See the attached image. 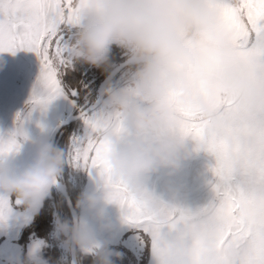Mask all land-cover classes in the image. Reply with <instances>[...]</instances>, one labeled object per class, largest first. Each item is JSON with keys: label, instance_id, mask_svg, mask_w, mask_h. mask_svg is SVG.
<instances>
[{"label": "clouds", "instance_id": "obj_1", "mask_svg": "<svg viewBox=\"0 0 264 264\" xmlns=\"http://www.w3.org/2000/svg\"><path fill=\"white\" fill-rule=\"evenodd\" d=\"M72 56L96 67H108L113 46L127 56L130 75L123 88L110 81L101 91L106 115L93 133L106 146L112 178L133 193L146 192L150 176L175 172L189 158L187 137L179 131V108L216 127L222 121L220 101L234 97L257 107L264 103L262 75L241 56L218 0H79ZM64 152L46 139L24 151L0 155V193L14 196L35 213L62 173ZM103 195L82 192L79 215L57 229L66 245L94 256V264H114L120 253L97 244L90 221L110 230ZM149 206L162 213L167 206L149 196ZM123 217L127 210L120 207ZM160 219H164L161 215ZM234 253L220 246L214 234L198 246L175 234L163 237L156 264H228ZM25 264H47L31 256Z\"/></svg>", "mask_w": 264, "mask_h": 264}, {"label": "snow or ice", "instance_id": "obj_2", "mask_svg": "<svg viewBox=\"0 0 264 264\" xmlns=\"http://www.w3.org/2000/svg\"><path fill=\"white\" fill-rule=\"evenodd\" d=\"M241 56L261 73L264 89V0H218ZM79 0H0V52L32 51L41 62L43 94L30 103L45 106L63 91L57 78L65 63L63 30L79 22ZM222 121L216 126L179 108L182 136L196 141L197 150L214 157L213 200L192 211L149 206L146 192L133 193L115 181L106 161V146L93 129L98 118L82 113L86 135L73 141L71 160L95 174L110 189V200L127 210L125 219L145 236L155 253L163 237L175 234L198 246L214 234L221 247L234 253L228 264H264V103L250 107L234 97L220 101ZM15 139L0 142V155L16 151ZM3 202H0V207ZM164 219H160V216ZM156 264V261H155Z\"/></svg>", "mask_w": 264, "mask_h": 264}, {"label": "rangeland", "instance_id": "obj_3", "mask_svg": "<svg viewBox=\"0 0 264 264\" xmlns=\"http://www.w3.org/2000/svg\"><path fill=\"white\" fill-rule=\"evenodd\" d=\"M72 27L75 26H68L65 27L63 30V38H64L63 44L66 47V50L64 52L65 63L60 65L59 68L77 64L81 68L83 67L84 70H87L88 68H90V64L85 63L84 61L72 56L71 46L73 43V34L75 31L71 29ZM120 50L121 51L119 54V60L121 61L127 56L122 49ZM20 53L23 54L25 59L27 57L28 59H31L30 55H32V57L34 58V71L36 73L41 71V62L36 53L27 50H20ZM28 53L29 56H26L28 55ZM30 61L31 60H29V63H31ZM120 61L114 63L111 67H113ZM40 74L37 73L36 77ZM129 75H130L129 66H127L126 68L121 70V72H119L118 76L116 77V79L113 81L112 84L118 88H123L126 85V81ZM35 84L32 85V88L29 90L28 97L30 99L29 101H26L24 105L20 108V113H22V110L29 105L33 95L37 94L39 85H37V83ZM67 88L69 91L68 95L70 96L65 94V92L62 90L63 94L59 95V98H57V102L52 106V112H50L51 117L49 118V123L47 125L45 134H43V139L49 141V135L52 129L61 119L65 118L68 115L76 113L82 110L87 105L91 104L97 96L99 85L97 90L94 91V93L93 91L84 93L82 96L83 102L79 105H76L75 99L73 98L74 96H78L76 90L70 87ZM106 114L107 113L106 110L104 109L103 101L95 110L88 113L89 116H94L97 118L101 116H105ZM73 123H74L73 128L71 130L68 141L64 145L65 164L62 173L59 175V180L64 179L65 182L66 181L69 182V185H71L76 189L79 188V185L81 184L82 181H85L83 192L88 189L87 192L102 196L103 186L99 178L95 174L90 173L89 170L76 165L71 160L73 141L75 139L83 138L86 135V131H87L82 116ZM57 140L58 139L56 138V141ZM187 143L191 154L189 158L182 163L180 169L175 172H170L169 170H161L158 173L153 174L152 176L149 177L145 185V191L149 196L159 198L167 206L181 207L192 211H196L198 209L206 207L214 198V192L212 186L213 183L215 182V178L213 176L211 168L213 167L215 160L214 157L208 152L202 149L197 150L196 141H194L190 137L187 138ZM24 145H29V142H25ZM55 145H57V142L55 143ZM87 179H89V182ZM0 202L6 203V199L2 198L0 199ZM16 202L17 204L14 201L15 205H20V203L17 200ZM109 204L110 203L106 205V211L108 214L111 213V209H114L115 212L120 213V206L118 204L116 203H112V205ZM17 210L23 211L25 209L23 210L17 209ZM24 212H23L24 214L22 213L19 214L21 216V221L26 220L32 213V212H26V210ZM115 220L117 221V218H115ZM59 221H67V220H64L62 218L61 214L58 212L56 208L53 211V224H54L53 229L50 232L42 231L39 234L33 232L31 233V235L29 236V240L26 243V254L28 257L37 256L43 259L42 255L44 253H46L51 249H56L58 252V258L55 264H70L69 245H66L64 243L65 237L57 229V223ZM126 223L131 224L129 222L122 223L117 221L118 231L122 230L121 229L122 225L125 226ZM26 225H23L22 228ZM22 228L17 229L18 231L17 238L19 237ZM3 238H4L3 236H0V242ZM113 240L114 241H112L111 244L115 243L125 247L121 239L118 240L113 239ZM27 244H29V249L27 248ZM76 249L78 250V254H76L77 262L78 264H82L83 263L82 254H84V252L78 248ZM108 249L113 253H117V252L120 253V257L118 259L115 256L112 257V259L115 260L116 264L133 263L130 255L127 254L125 250L117 247H109ZM130 253L133 256V258H137V257L140 258L139 256L140 254H142V253L138 254L136 252V249L133 252L130 251ZM6 263L24 264L20 260V246H19V255L16 256L15 260L11 262H4V259L0 256V264H6Z\"/></svg>", "mask_w": 264, "mask_h": 264}, {"label": "crops", "instance_id": "obj_4", "mask_svg": "<svg viewBox=\"0 0 264 264\" xmlns=\"http://www.w3.org/2000/svg\"><path fill=\"white\" fill-rule=\"evenodd\" d=\"M26 56H29V53ZM30 56L31 59H28V57L25 59L20 50L15 51L14 54L7 51L0 52V142L15 139L18 144L17 152H22L33 142L43 139V134H45L51 117L52 106L59 98L57 96L43 107L29 103L20 113V108L30 99L28 93L32 85L35 83L39 85L37 94H43L44 92L39 83L41 71L37 72L40 75L36 77L34 58L32 55ZM29 60H31V63H29ZM25 142H29V145H24ZM87 180L89 182V179ZM85 191H88V189ZM2 198L6 199V203H3V206L0 207V236L4 237L0 242V256L4 259V262H11L19 255V245L16 243L17 229L28 224L34 213H31L26 220L21 221L19 214H24L26 209L23 211L14 209L10 204V196L0 193V199ZM15 203L17 204L16 199ZM109 205H112V203ZM26 212L29 211L26 210ZM77 214L79 215V210ZM115 218L119 222H127L125 217L121 213L115 212L114 209H111V213H107V220L112 225L110 230H100L94 221H90L97 244L105 246L111 244L114 241L113 239H121L129 251L133 252L136 249L138 254L143 253L146 239L140 233V230L133 224L126 223L125 226L122 225V230L118 231ZM132 229H136L138 232H130L125 237L122 236ZM27 248L29 249V244H27ZM145 264H155L154 254L149 244Z\"/></svg>", "mask_w": 264, "mask_h": 264}, {"label": "trees", "instance_id": "obj_5", "mask_svg": "<svg viewBox=\"0 0 264 264\" xmlns=\"http://www.w3.org/2000/svg\"><path fill=\"white\" fill-rule=\"evenodd\" d=\"M71 29L75 30V27H72ZM120 48L117 46H113L110 54H109V65L108 67H96L93 65H90V68L87 70H84L83 67L81 68L77 64H73L72 66H64L63 68H58L57 72V78L59 80L60 86L62 90L65 92V94L68 95L69 91L67 87H70L72 89L76 90V93L78 96H74L73 98L75 99L76 105L81 104L82 101V96L84 93L89 92V91H96L98 88V85L100 81L103 79V77L110 71L112 68L111 66L120 61L119 60V54H120ZM128 66V65H127ZM125 66L124 68H126ZM123 68V69H124ZM60 69V70H59ZM122 69V70H123ZM121 72V71H120ZM119 74V73H118ZM118 74L115 76V78L111 81L116 79ZM70 96V95H68ZM73 124L71 123L59 131L57 135V145L54 144L55 147L61 149L64 152V145L68 141V138L70 136L71 130L73 128ZM55 142V143H56ZM59 179V176H58ZM62 183H64L65 188L72 200V203L75 207L77 198L79 195L83 192L84 189V183L85 181H82L81 184L79 185V188H74L71 185H69V182H65V180L60 179ZM14 196H10V202L12 207L16 209L23 210L25 209L22 204L20 205H15ZM58 210V212L61 214L62 218L64 220H67L69 223H71V216L69 213V210L67 208L66 202L64 197L60 194L57 188L55 186L52 187L50 190L48 196L44 200L43 204L39 207V209L33 214V217L31 221L22 228L19 237L17 238L16 242L20 246V260L25 264L27 259L29 258L26 254V243L29 240V236L31 233H36L39 234L42 231L43 232H50L53 227V211L54 209ZM76 209V207H75ZM76 212L78 213V209H76ZM130 232H138L136 229H132L130 231L125 232L122 236L125 237L127 234ZM140 233L143 235V233L140 231ZM144 236V235H143ZM145 238V236H144ZM104 247H117L125 250L127 254L130 255L132 259V264H145L146 258L148 256V243L146 241L144 250L142 255L140 256L139 259L133 258L131 255L130 251L123 246H120L118 244H109L105 245ZM76 254H78V250L76 249ZM43 260H45L48 264H55L58 258V252L56 249H51L44 253L42 255ZM83 258V263L82 264H94V256L90 253H84L82 254ZM114 260V259H113ZM114 264L115 260H114Z\"/></svg>", "mask_w": 264, "mask_h": 264}, {"label": "water", "instance_id": "obj_6", "mask_svg": "<svg viewBox=\"0 0 264 264\" xmlns=\"http://www.w3.org/2000/svg\"><path fill=\"white\" fill-rule=\"evenodd\" d=\"M127 57L124 58L123 60H121L119 63H117L116 65H114L110 71L103 77V79L100 81L99 83V88H98V93L97 96L95 98V100L87 105L86 107H84L82 110L73 113L71 115L66 116L65 118L61 119L56 125L55 127L52 129L50 135H49V142H51L53 145L56 142V137L59 133V131H61L62 128H64L65 126L77 121L82 115V113H90L91 111L95 110L103 101V97L101 96V91L102 89L105 87L107 82H111L115 76L125 67L127 66ZM54 186H56V188L58 189V191L60 192V194L64 197L67 208L69 210L70 216H71V222L76 218V216H78L76 209L72 203V200L65 188L64 183H62L58 177L56 179V182L54 184ZM69 257H70V264H78L77 262V255H76V248L69 246Z\"/></svg>", "mask_w": 264, "mask_h": 264}]
</instances>
